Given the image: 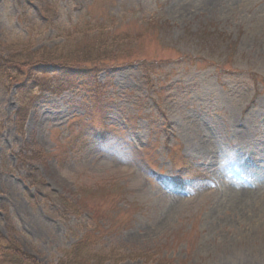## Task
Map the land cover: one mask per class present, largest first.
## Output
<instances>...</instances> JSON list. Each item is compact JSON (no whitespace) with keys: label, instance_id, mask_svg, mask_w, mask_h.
<instances>
[{"label":"rangeland","instance_id":"1","mask_svg":"<svg viewBox=\"0 0 264 264\" xmlns=\"http://www.w3.org/2000/svg\"><path fill=\"white\" fill-rule=\"evenodd\" d=\"M25 45L112 60L68 64L98 69L90 99L54 74L0 84V246L36 264L82 240L88 264H264L256 209L222 190L264 186V0H0V56Z\"/></svg>","mask_w":264,"mask_h":264},{"label":"trees","instance_id":"2","mask_svg":"<svg viewBox=\"0 0 264 264\" xmlns=\"http://www.w3.org/2000/svg\"><path fill=\"white\" fill-rule=\"evenodd\" d=\"M21 49L22 50L16 51L6 58L0 56V76L2 77V79H0V84L6 83V85L3 86L5 89H7L8 83L15 82L18 84V86L15 85V87L19 92L24 89L29 90L30 88H26V85H24L25 88H23V81L25 82V84L27 82H31V86H34V84L35 86H37V76L44 77L45 75L54 74L57 76L55 78L57 79V83L59 85L65 83L64 90H68L72 86L74 87L72 89L84 92L87 95V99H90L93 97V95L97 94L101 88V85L96 82V73L98 69L96 70L95 68L88 67L87 69L83 70H73L71 69V67H68V64L71 63V60L75 62V64L84 65L94 64L98 62H100V64H103V61L112 60L111 57H106L105 53L101 54V49L92 50L86 46L78 49V51L74 54V58L71 57L70 53V55L67 54L65 57H61V55H58L57 57H49L44 55L36 56V53L34 51L29 52L28 45H25L24 49ZM56 59L58 61H55ZM45 60L54 61L57 63V65L42 63L45 62ZM21 77L23 78V80L18 81L17 78ZM60 91V87H58L57 89H48L47 92H50L53 95H59ZM28 111L29 106L23 105L20 106L15 112L16 129L20 130L22 128L28 115ZM0 241L6 240L0 237ZM88 244L89 242L85 240L78 242L71 248L69 252L65 253V259L59 261L58 264H88L83 261V258H85L84 254H89V252H83L84 248H88ZM99 258V256H94L93 264H100ZM90 260H92L91 257ZM0 264L36 263L32 260V258L30 259L25 254H22L20 251L16 250L14 247H10L7 244H4L3 246H0Z\"/></svg>","mask_w":264,"mask_h":264},{"label":"bare ground","instance_id":"3","mask_svg":"<svg viewBox=\"0 0 264 264\" xmlns=\"http://www.w3.org/2000/svg\"><path fill=\"white\" fill-rule=\"evenodd\" d=\"M261 125H263V122L261 123ZM245 127H246V125H243L238 130V133L241 136L245 135ZM204 158L205 159L208 158L207 154L204 155ZM218 158L219 157H217V160H218ZM261 161L264 162V158H262ZM260 189H262V192H260V193H257L256 189H251V188H249L248 190L247 189L246 190L245 189H231L230 190L229 183H226V187H224V189H222V190L227 192L226 195L227 194L232 195V198H233V200L231 202L232 206H233V204H237L238 206L246 207L247 203L249 202L250 205L252 206V208L256 209L255 212L257 215V216H251V217L256 221V223L259 226L264 227V186Z\"/></svg>","mask_w":264,"mask_h":264}]
</instances>
